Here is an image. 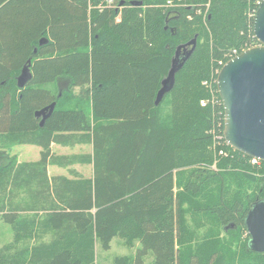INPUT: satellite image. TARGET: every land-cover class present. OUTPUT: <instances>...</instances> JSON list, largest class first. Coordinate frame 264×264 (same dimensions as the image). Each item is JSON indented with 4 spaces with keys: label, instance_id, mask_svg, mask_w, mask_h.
Here are the masks:
<instances>
[{
    "label": "trees",
    "instance_id": "obj_1",
    "mask_svg": "<svg viewBox=\"0 0 264 264\" xmlns=\"http://www.w3.org/2000/svg\"><path fill=\"white\" fill-rule=\"evenodd\" d=\"M104 1L0 0V219L12 233L0 264H94L115 237L132 251L113 264H264L244 225L264 199V161L225 142L215 82L225 62L259 44L261 0ZM194 38L155 105L177 46ZM61 77L69 84L59 95L49 86ZM52 102L40 126L34 113ZM22 144L38 146L39 159L6 151ZM52 144L91 151L59 155ZM49 165L71 177H50Z\"/></svg>",
    "mask_w": 264,
    "mask_h": 264
},
{
    "label": "water",
    "instance_id": "obj_2",
    "mask_svg": "<svg viewBox=\"0 0 264 264\" xmlns=\"http://www.w3.org/2000/svg\"><path fill=\"white\" fill-rule=\"evenodd\" d=\"M130 3L138 6L142 1ZM121 5L123 1L119 3ZM253 35L259 44L243 50L221 66L216 77V89L223 106L225 142L251 158L264 161V0L260 1L256 10ZM46 41V38H41L39 45ZM195 44L194 38L177 46L167 76L162 79L157 91L155 105L173 87L175 73L190 56ZM30 66L31 59H28L16 78L18 87H24L30 79ZM54 107L55 102H52L34 113L40 118V126ZM244 225L250 237V248L256 252H264V199L252 204L244 218Z\"/></svg>",
    "mask_w": 264,
    "mask_h": 264
},
{
    "label": "rangeland",
    "instance_id": "obj_3",
    "mask_svg": "<svg viewBox=\"0 0 264 264\" xmlns=\"http://www.w3.org/2000/svg\"><path fill=\"white\" fill-rule=\"evenodd\" d=\"M208 4H206V6L208 7ZM179 5L178 2L176 3H172L171 5L165 3V6H177ZM180 5H183V3H181ZM116 7V5H115ZM119 8V6L117 7ZM119 17V16H117ZM68 79L61 77L59 78L58 82L52 84L51 86H49V88L52 90V92H57L59 90V95L67 90V85H68ZM76 89L74 90V92L76 93ZM56 148L54 153L59 154V155H63L64 153L70 151L71 153H87L90 152V146L89 145H84V146H78L77 148L72 147L70 150H66V149H60ZM35 149V150H34ZM72 150V151H71ZM8 152V154L10 156H15L16 158H19V160L21 161H26V160H31L34 157V152H36V148H34V146H31L29 144H22V145H13L12 147H10V149L6 150ZM75 170L76 167L81 169V173L78 172L79 174H81L84 177H89L88 175L90 174V170L89 167L87 165H80V164H75L72 166ZM71 167V168H72ZM213 169H215V164H213L211 166ZM72 168V169H73ZM70 168H63V167H58L55 165H50L49 166V173L51 174V176L58 174V175H65L68 177H71V175L68 173ZM77 171V170H76ZM50 176V177H51ZM19 198H21V196H19ZM206 223L205 225L208 223L207 219H203ZM189 223L192 224L193 222L189 219ZM209 226L211 224V221H209ZM205 225L203 227H205ZM203 227H199L200 231H204L202 230ZM227 230H223V228L221 227V231H220V235L223 237H226L227 234ZM246 232L242 233V238L239 239L240 241H242L243 239H245L246 237ZM11 228L9 226V224L5 223L3 220L0 219V246L4 245L5 243L9 242L11 240ZM229 238V242H231V246L235 245L236 243H238V240H236L235 242H233L232 236H227ZM235 238V237H234ZM237 238V237H236ZM131 249H129L127 246H125L124 244H122V242L120 241L119 238H114L111 241V246L109 250H105L102 251L99 248H97V254H96V258H95V262L94 264H113L112 260L114 257L116 256H125V255H129L131 253Z\"/></svg>",
    "mask_w": 264,
    "mask_h": 264
},
{
    "label": "crops",
    "instance_id": "obj_4",
    "mask_svg": "<svg viewBox=\"0 0 264 264\" xmlns=\"http://www.w3.org/2000/svg\"><path fill=\"white\" fill-rule=\"evenodd\" d=\"M31 146H34V148H36V152H34V157H33V159H31V160H26V161H36V160H38L39 159V155H40V148L38 147V146H35V145H31ZM59 147H61L60 149H66V150H70L71 148H69V147H64V146H60V145H55V144H52L51 145V150H52V152H56L55 151V149L56 148H59ZM78 147V145L77 146H75V148H77ZM81 147V146H80ZM35 150V149H34ZM72 151V150H71ZM89 151H91V148L89 149ZM74 153V152H73ZM67 154H71V152L70 151H68V152H66V153H64L63 155H67ZM17 161L18 162H22L21 160H19V158H17ZM50 166V165H49ZM49 166H47V173H48V175L49 176H51V174L49 173ZM88 167H89V170H90V174L88 175L89 177L92 175V166L91 165H87ZM81 169H82V167H80V168H77L76 167V170H77V172H80L81 173ZM55 175H58V174H55ZM148 259L147 260H145V264H148V262H149V260H150V257H147Z\"/></svg>",
    "mask_w": 264,
    "mask_h": 264
},
{
    "label": "built area",
    "instance_id": "obj_5",
    "mask_svg": "<svg viewBox=\"0 0 264 264\" xmlns=\"http://www.w3.org/2000/svg\"><path fill=\"white\" fill-rule=\"evenodd\" d=\"M167 4L171 5L172 2H171V1H167ZM101 6H102V5H101ZM113 6H115L113 0H105V1H104L103 7H113ZM215 82H216V81H215ZM210 87H211V85H210ZM219 99H220V98H219ZM216 100H217V99H216V96L212 94V96H211L209 102H211V103H216ZM207 102H208L207 100H201V101H200V105H201V106H205V104H206ZM220 102H221V100H220ZM222 137H223V136H222ZM219 153H220V154H226V152H224L222 149L219 150ZM257 160H258V159L252 158V162H256Z\"/></svg>",
    "mask_w": 264,
    "mask_h": 264
}]
</instances>
